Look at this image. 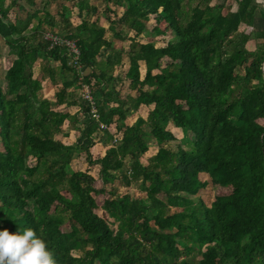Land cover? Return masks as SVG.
Here are the masks:
<instances>
[{"label":"trees","instance_id":"trees-1","mask_svg":"<svg viewBox=\"0 0 264 264\" xmlns=\"http://www.w3.org/2000/svg\"><path fill=\"white\" fill-rule=\"evenodd\" d=\"M17 1L0 0V41L14 57L0 86V238L11 243L14 234L30 246L4 247L0 264H264V30H241L254 28L258 11L264 24L261 4L101 0L99 19L88 0L54 13ZM12 8L24 20L12 21ZM53 29L75 41L81 82L65 49L43 39ZM46 80L57 87L53 101L41 96ZM81 84L93 90L98 121L75 92ZM149 106L146 118L126 123ZM169 125L185 148L165 146L177 141ZM70 130L79 135L65 145ZM97 135L107 148L92 159ZM151 140L158 150L143 164ZM77 157L99 167V180L72 170ZM203 174L214 192L209 207L191 200L208 186ZM138 179L144 197L115 187ZM94 194L105 196L100 206Z\"/></svg>","mask_w":264,"mask_h":264},{"label":"rangeland","instance_id":"rangeland-1","mask_svg":"<svg viewBox=\"0 0 264 264\" xmlns=\"http://www.w3.org/2000/svg\"><path fill=\"white\" fill-rule=\"evenodd\" d=\"M12 0H5L4 2V6H8L10 4ZM76 0H58L57 3H54L55 5L52 6V4H49L46 2V0H30V1H27V0H19L17 1V3L21 6H24L26 8V10L28 11H31L35 8H39V9H47L50 11V13H54L56 10H59V4H66L68 5L69 7L72 5V2H74ZM91 4H93L94 6H96L98 9H99V19L102 16V11L104 10V5L101 3V0H88ZM223 0H212L211 4H219V3H222ZM262 7V5H260ZM235 7L233 6V9ZM263 8V7H262ZM115 12H116V15H121L122 13V9L121 8H115ZM259 12V11H258ZM257 12V19H256V23H254V28H243L241 29L242 32H245L246 34H251V32L255 31V30H264V24H263V21L260 19L259 17V13ZM9 15H10V18L12 21H15V20H24L25 18V13L24 12H21L19 11L18 9L16 8H12L10 9L9 11ZM77 12L76 10L73 11V14L71 15L70 19H71V22L73 25H76L79 23V20L77 19ZM112 16V15H111ZM92 19H95V17H93ZM100 21V20H99ZM102 22V21H101ZM105 25H107L105 23ZM32 26H30L29 28H31ZM119 30V29H117ZM53 31L59 33V35H63L62 32L59 30V29H53ZM124 34H126V32L124 31L123 32ZM111 35L108 34V38L110 39ZM172 38V33H168L165 37L163 38H158L157 39V42H156V46L160 47V46H163L165 45V43L169 40H171ZM116 45L117 46H125L127 47L128 46V43L127 42H116ZM255 47V41L254 40H250L247 44H246V48L250 51H252ZM1 48H2V45H0V54H1ZM13 56L10 57V60L9 58L8 59H2L0 57V86L4 89L5 88V85H4V80H2L1 77H3V73L5 72V70L7 69V67L9 66L11 60H13ZM122 62H123V66H124V71L125 69L127 68L128 66V59L126 57V55H123L122 57ZM53 66H57V64H52ZM143 67L141 66V72L143 73ZM123 71V72H124ZM40 74L39 72V63H36V65L34 66V76L35 77H38ZM120 78L121 80L125 83H128V80H126L124 78V75L123 73L120 74ZM49 86L48 84V81H44V86H43V89L41 91V96L42 97H45V96H48V94H51L53 91H52V88ZM76 93L80 95V92L79 90L76 91ZM132 95H135L134 92L131 93ZM152 109V106H149V107H143L138 114H136L135 116H133L132 118L128 119L126 121V123L128 125H131L134 120L136 119L137 116H141L142 118H146L148 112ZM263 126H264V123H262ZM169 130H171V132L174 134L175 138L177 141H174V142H169V143H166L165 146H167L168 148L172 149V150H175L177 146H180L182 148H185V144H184V138H183V134L181 132L180 129H176V128H173L171 125H169L167 127ZM72 134V137L68 140H64L65 143H74L75 140H77L78 138V131H74ZM100 136L97 135L95 137V140H96V144L95 146L90 150V153H91V156H92V159H95V158H100L106 148H107V144L102 141L101 139L98 141V138ZM158 150V147L156 146L155 142L153 140H151L149 142V149H148V152L142 156L141 158V161L143 162V164H147L148 160L150 157H152L153 155L156 154ZM34 161L32 159H29V164H33ZM71 168L73 171H82V172H88V174L90 176H92L94 179L96 180H99V177H98V173H99V167L98 166H92V167H89L86 162H85V159L84 157H77L74 159V161L72 162L71 164ZM200 178L204 181H206L208 183V186L203 189V190H200L199 193L194 196V197H191V200L196 203L198 200H201L206 206H210L211 203L214 201V192H213V189L211 188V184H210V179L208 178V175L206 174H203L200 176ZM141 181L140 179L134 181L130 188H125V187H121L120 186V182L117 181L115 183V187L117 188L119 194H123L125 192H127L128 190L131 191L130 193L133 194L134 196L135 195H138V196H141V197H144V193L140 192L139 191V185H140ZM96 187L97 188H100V184L97 183L96 184ZM128 191V192H129ZM93 197L96 199L98 205L100 206L105 198L104 195H98V194H94ZM174 209L171 210V212H173ZM97 214L99 216L102 215V213L100 211H97ZM63 230H68L67 227L65 226L63 228ZM8 238L10 239L11 243L14 244L15 246L17 247H20L21 249L23 250H27L29 249V246H30V243L28 242V240H25V239H19L17 238L14 234H10L8 235ZM7 239L5 238V236L1 237L0 238V256L4 255L7 253V251L4 249V247L6 246H9L11 243L7 242L6 241ZM76 255V254H75ZM190 260H192L193 262H197L199 259H200V256L199 254H196V253H193L190 257H189ZM94 264H99L98 262H95Z\"/></svg>","mask_w":264,"mask_h":264},{"label":"built area","instance_id":"built-area-1","mask_svg":"<svg viewBox=\"0 0 264 264\" xmlns=\"http://www.w3.org/2000/svg\"><path fill=\"white\" fill-rule=\"evenodd\" d=\"M43 39L50 44V48L58 46L63 47L65 49V54L68 58L67 65L75 70L78 76V80L81 82L86 70L80 64L79 50L75 44V41L68 40L53 30H46L43 33ZM79 92L83 101L87 105L88 115L91 119L98 121V104L97 99L93 95V90L90 88L89 85L81 84ZM99 127L100 129H104V126L102 124H99Z\"/></svg>","mask_w":264,"mask_h":264},{"label":"crops","instance_id":"crops-1","mask_svg":"<svg viewBox=\"0 0 264 264\" xmlns=\"http://www.w3.org/2000/svg\"><path fill=\"white\" fill-rule=\"evenodd\" d=\"M52 6H54V4H52ZM6 7V6H5ZM37 9V8H36ZM39 9V8H38ZM257 19V18H256ZM256 19H255V21H256ZM258 20V19H257ZM105 23L107 24V25H105ZM256 23V22H255ZM32 25H35L34 23L32 24ZM31 25V26H32ZM101 25L104 27V28H107L108 27V23L107 22H105V21H102L101 22ZM107 39H109L108 38V34H107ZM0 45H2V48H1V54H0V57L2 58V59H8L9 58V60H10V57L11 56H9V57H6L5 55H4V51H5V48H4V44H3V41H0ZM12 61V60H11ZM11 63V62H10ZM5 73V72H4ZM4 73H3V77H1L2 78V80H4ZM5 82V81H4ZM48 84H49V86L52 88V93L51 94H48V96H45L46 98H48L49 100H51V101H53L54 100V93H55V91L57 90V87H55V86H52L51 85V83L48 81ZM4 85H5V83H4ZM43 86H44V83H43ZM49 87V88H50ZM3 89V88H2ZM76 92V91H75ZM78 110V108L77 107H70L69 109H67V111H69L70 113H75L76 111ZM67 125V124H66ZM75 130H70V134H69V136L67 137V138H63L62 139V142L65 144V145H72V144H74V143H65L64 142V140H68V139H70L71 137H72V134L71 133H73ZM98 140H99V138H98ZM76 141V140H75ZM96 141V140H95ZM103 156V155H102Z\"/></svg>","mask_w":264,"mask_h":264},{"label":"water","instance_id":"water-1","mask_svg":"<svg viewBox=\"0 0 264 264\" xmlns=\"http://www.w3.org/2000/svg\"><path fill=\"white\" fill-rule=\"evenodd\" d=\"M257 3L261 4L263 9H264V1H261V0H256ZM262 70H264V65L262 67Z\"/></svg>","mask_w":264,"mask_h":264}]
</instances>
